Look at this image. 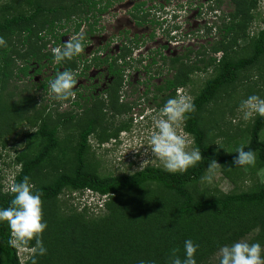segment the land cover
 I'll use <instances>...</instances> for the list:
<instances>
[{
  "label": "rangeland",
  "instance_id": "obj_1",
  "mask_svg": "<svg viewBox=\"0 0 264 264\" xmlns=\"http://www.w3.org/2000/svg\"><path fill=\"white\" fill-rule=\"evenodd\" d=\"M37 1L46 7L68 5L72 2V0ZM96 1L99 7H104V10L92 19L80 21L78 16H71L65 23L60 20L54 24L52 33L55 36L41 29L38 33L41 39L37 40L33 36L29 45L20 44V36H16L13 41V52L23 54L27 48L52 54L53 48L62 46L70 35L80 33L83 29L84 42L87 46L82 55L73 58L74 66L71 70L79 72L74 100L58 101L49 94L48 81L54 78L56 72L63 71V66H54L53 60L49 62L45 57L40 60L30 58L27 62L26 58L15 61L17 66L26 64L28 71L26 76L19 73L10 79L7 87L8 91L14 92L13 100L17 99L19 103L7 114L9 118L5 119L13 123L12 128L9 126L0 130V191L2 192L10 189L12 178L19 169L15 157L26 149L27 139L24 135L37 128L40 123L38 117H43L47 127L50 128L60 118V113L73 114V118L58 126L55 133L59 142V152L64 151V153L58 154V151H52L48 157L50 166L46 164V167L41 169L42 172H49L53 165H57V169H60L62 166L67 167L74 163L72 149L78 141L79 129L85 120V114L81 108L73 104L74 101H77L80 107L94 104L90 112L98 120L87 136L82 156L83 170L105 177L129 174L146 166L164 169L159 159L151 153L149 145L150 136L155 130L154 119L167 100L177 96L178 93L193 98L200 91L205 80L216 73L217 68L189 73L186 84L174 91L166 92L168 98L164 103L157 105L151 100L153 96L151 84L159 83L164 77H168L171 71L162 66L160 72H156L155 67L159 61L156 65H150L148 70L144 68V64L150 56L158 60L159 55H174L185 51L186 47L195 51L199 46H208L217 39L214 28L217 21L234 25L235 31L229 34L228 38L235 34L237 40L236 45L229 51V56L232 59L245 56L251 51V41L257 31L264 25V0L256 1L249 10V19L246 18L247 21L243 24L241 22L238 24V19L232 20L228 16L233 7L230 0H220L216 8L214 0ZM33 5L32 0H0V17L17 12H30L33 10ZM130 12L139 19L138 24L128 14ZM217 13L222 14L221 20L217 18ZM49 16L43 13L41 18H49ZM77 23L79 26L74 30ZM89 23L93 24L89 27L87 25ZM219 54L216 53L215 56L218 57ZM92 55L118 57L115 62L118 74L110 87L107 83L111 81V77L105 71L106 65L90 64L88 59ZM135 86L136 91L133 90ZM146 86L148 92L143 94ZM253 94L264 98V52L253 66L237 74L233 84L219 90L199 114V126L205 132V140L215 150L229 152L247 141L248 128L253 119L244 120L239 106L244 99ZM25 96L30 97L34 106L33 103H29L28 106L23 105L22 99ZM10 128V132H7ZM181 130L185 132L183 125ZM188 135L192 139L191 135ZM260 137H264V127L260 131ZM209 175L212 176L211 181L205 179ZM262 183H264V163L257 168L220 166L211 173L207 166L201 177L189 186V189L196 195L215 194L219 191L230 193L257 190ZM151 196L173 205L179 201L169 192L153 184H146L138 190L123 193L122 199L131 200L139 197L145 199ZM108 200V195H99L87 189L64 188L51 201L50 206L58 211L72 210L85 218L95 219L107 212ZM261 213H264V201L249 207L242 205L237 212L232 213L231 221L234 226L236 224L244 231L245 225L248 224L247 216ZM234 220L239 221L241 225ZM212 225L222 226L219 221H213L204 229H212ZM257 231V228L244 231L242 236L231 239L228 244L222 246L245 240L249 243H259L263 248L264 237L258 238ZM221 247L207 258L205 264H219L217 254ZM17 255L20 264H24L31 254L17 250Z\"/></svg>",
  "mask_w": 264,
  "mask_h": 264
},
{
  "label": "trees",
  "instance_id": "obj_2",
  "mask_svg": "<svg viewBox=\"0 0 264 264\" xmlns=\"http://www.w3.org/2000/svg\"><path fill=\"white\" fill-rule=\"evenodd\" d=\"M32 1L34 3L32 11L0 17V36L9 46L8 49L0 48V130L3 127L12 128L13 123L5 119L9 118L7 114L19 103V100L12 98L14 92L7 90L9 81L19 73L26 76L28 71L26 64L17 66L15 61L26 58L27 62L30 58L40 60L42 57L47 58L49 62L53 60V54L40 53L37 50L26 48L23 54L13 52V41L16 36L21 37L20 44L29 45L33 36L37 40L41 39L38 35L41 29L55 36L52 30L54 24L60 20L65 23L71 16H78L80 21H86L104 10V7H95L96 0H72L68 5L53 7L42 6L37 0ZM230 1L233 7L228 16L232 20L238 19V24L239 22L243 24L249 19V10L257 0ZM214 2L215 8L218 7L220 0ZM43 13L50 15L49 18H41ZM128 14L137 24L139 23V19L132 12ZM221 15L219 13L217 18L220 19ZM91 24L87 25L90 27ZM78 26L79 23L75 25L74 30H77ZM214 28L217 39L208 46H199L195 51L186 47L185 51L174 55H159L158 60L150 56L144 64V68L148 70L150 65H156L159 61L155 67L156 72H160L162 66L171 71V74L159 83L151 84L153 90L151 100L157 105L164 103L168 98L166 92L184 86L189 73L217 68L216 73L205 80L200 91L192 98L196 112L190 114V118L183 124L184 131L194 140V148L198 147L204 157L202 163L190 168L186 173L172 174L156 166H146L129 174L99 177L83 170L82 156L87 136L98 123L97 117L90 112L94 104L80 107L77 101L73 102L82 109L85 120L79 129L78 141L72 149L74 163L71 166L57 169V165H53L51 172L46 173L41 170L46 164L50 166L48 157L52 151L64 153L59 152V142L55 133L58 126L73 118V114L60 113V118L50 128L43 117H38L40 123L37 128L24 135L27 139L26 149L15 157L19 169L13 176L11 184L21 182L27 176L30 183L35 186L34 191L43 193L44 219L48 224L43 234V244L47 254L36 256L37 264H139L140 261H145L146 264H169V255L174 248H178L180 250L178 254L184 258V242L189 239L199 245L195 255L197 264H205L216 249L228 244L229 240L242 236L244 231L257 228L258 238L264 237V213L247 216L248 224L245 225L244 231L238 225L234 226L231 221L232 213L237 212L240 206L249 207L264 201V183L257 190L230 193L219 191L215 194L196 195L189 189V186L201 177L212 159L223 168L240 167L233 164V159L237 155L236 149L242 144L229 152L215 150L205 140V132L199 126V114L219 90L233 84L237 74L253 66L264 52V25L251 41L250 53L235 59L229 56V51L236 45V35L228 38L229 34L235 31L234 25L217 21ZM216 53H220L218 57L215 56ZM117 59L118 57L98 58L97 55H93L88 62L97 66L105 64L107 71L116 76ZM59 65L63 66V70H71L74 60H66ZM147 88L146 86L144 94H147ZM133 90L136 91L137 87L135 86ZM161 93L165 95L159 96ZM23 98V105L33 103L29 96ZM263 127L264 118L256 115L248 128L247 141L243 143L245 150L250 148L257 153L254 168L264 163V137H260ZM11 128L7 132H10ZM146 184H153L169 192L179 201L173 205L155 196L145 199L141 197L122 199L123 193L138 190ZM64 188L88 189L99 195H108L107 212L103 216L90 219L72 210L65 212L53 209L50 206L51 201ZM13 198L10 189L0 191V208L8 207ZM213 221H219L222 226L212 225V229H204ZM234 222L241 225L237 220ZM9 236L8 224L0 222V264H20L17 249L8 244ZM24 264H31V255Z\"/></svg>",
  "mask_w": 264,
  "mask_h": 264
},
{
  "label": "clouds",
  "instance_id": "obj_3",
  "mask_svg": "<svg viewBox=\"0 0 264 264\" xmlns=\"http://www.w3.org/2000/svg\"><path fill=\"white\" fill-rule=\"evenodd\" d=\"M83 29L80 33L70 35L62 46L52 49L53 63L62 64L85 51ZM7 41L0 36V48L8 49ZM79 73L65 69L56 72L53 79L48 81L49 94L58 101L74 100ZM244 120L253 119L256 115L264 118V98L250 95L239 106ZM196 112L192 97L184 94L170 98L160 109L154 119L155 130L152 132L149 145L151 153L159 159L164 169L172 174H184L190 168L198 166L204 157L201 150L192 147L194 140L181 130V126ZM233 159L235 166L254 167L257 153L240 145ZM220 164L212 159L208 165L211 173ZM205 179L211 181L209 175ZM35 186L25 176L21 182H13L10 192L13 199L6 208H0V222H6L10 229L9 246L31 254V264H37L36 256H44L47 249L43 244V234L48 228L44 219V202L42 191H34ZM34 242V243H33ZM199 245L192 240L184 242V258L180 257L179 249L174 248L169 255V264H197L195 255ZM219 264H264V248L259 243H249L245 240L231 245L222 246L218 251ZM139 264H146L140 261Z\"/></svg>",
  "mask_w": 264,
  "mask_h": 264
},
{
  "label": "flooded vegetation",
  "instance_id": "obj_4",
  "mask_svg": "<svg viewBox=\"0 0 264 264\" xmlns=\"http://www.w3.org/2000/svg\"><path fill=\"white\" fill-rule=\"evenodd\" d=\"M95 7H96V8H99V6H98V1H97V4H96ZM100 8H103V7H100ZM100 55H101V53H100ZM92 56H93V55H92ZM89 58H90V57H89ZM98 58H104V57H98ZM108 58H110V57H108ZM88 60H89V59H88ZM105 71H106V73H107L108 75H110V77H111V81L107 83V85L110 87L111 84H113V81H115V80H114L115 76H113V74H110V73L107 71L106 67H105ZM78 73H79V72H78ZM139 90L141 91L142 88L140 87ZM144 90H145V89H143V94H144ZM159 96H161V95H159Z\"/></svg>",
  "mask_w": 264,
  "mask_h": 264
},
{
  "label": "built area",
  "instance_id": "obj_5",
  "mask_svg": "<svg viewBox=\"0 0 264 264\" xmlns=\"http://www.w3.org/2000/svg\"><path fill=\"white\" fill-rule=\"evenodd\" d=\"M88 190V189H87Z\"/></svg>",
  "mask_w": 264,
  "mask_h": 264
}]
</instances>
